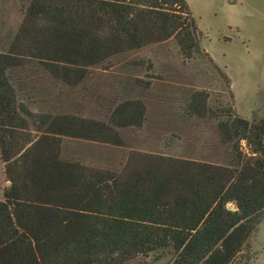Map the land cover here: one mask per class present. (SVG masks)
Here are the masks:
<instances>
[{"label":"trees","instance_id":"obj_1","mask_svg":"<svg viewBox=\"0 0 264 264\" xmlns=\"http://www.w3.org/2000/svg\"><path fill=\"white\" fill-rule=\"evenodd\" d=\"M189 9L186 0H0L9 181L0 264H231L242 250L264 217V118L212 107L204 88L160 84L179 97L152 96L181 121L159 130L161 150H130L117 167L62 156V139L122 146L121 130L141 128L146 106L126 99L99 121L59 112V87L82 84L92 69L140 66L122 56L169 40L182 64L212 62Z\"/></svg>","mask_w":264,"mask_h":264},{"label":"rangeland","instance_id":"obj_2","mask_svg":"<svg viewBox=\"0 0 264 264\" xmlns=\"http://www.w3.org/2000/svg\"><path fill=\"white\" fill-rule=\"evenodd\" d=\"M186 2L200 32L201 48L212 62L207 57H200L182 64L173 40H169L122 56V59L133 56L140 60V66L123 65L108 71L92 69L82 84L72 89L59 87L55 100L59 112L99 121L107 120L114 106L126 99L142 100L146 106V120L141 128L129 126L121 130L122 146L62 139L64 159L117 167L130 150H161L162 146L157 142L159 130L181 126V121L173 116L170 105L152 96L155 93L179 97L171 87L160 84L174 88H204L210 93L212 107L230 105L243 118L250 120L252 115L264 118V0ZM9 11L11 17H16L15 9L11 7ZM147 82L152 84L144 89ZM8 185L0 158V201ZM167 259V256L157 259L149 256L134 264H165ZM231 264H264V217Z\"/></svg>","mask_w":264,"mask_h":264},{"label":"water","instance_id":"obj_3","mask_svg":"<svg viewBox=\"0 0 264 264\" xmlns=\"http://www.w3.org/2000/svg\"><path fill=\"white\" fill-rule=\"evenodd\" d=\"M232 209H234V208H232Z\"/></svg>","mask_w":264,"mask_h":264}]
</instances>
